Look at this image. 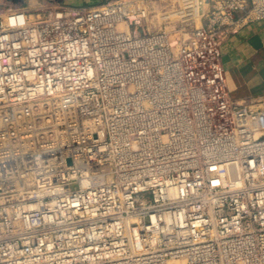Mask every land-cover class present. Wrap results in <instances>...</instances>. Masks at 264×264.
Wrapping results in <instances>:
<instances>
[{
	"label": "built area",
	"instance_id": "2783aa9c",
	"mask_svg": "<svg viewBox=\"0 0 264 264\" xmlns=\"http://www.w3.org/2000/svg\"><path fill=\"white\" fill-rule=\"evenodd\" d=\"M178 2L0 0V264H264V96L221 63L264 0Z\"/></svg>",
	"mask_w": 264,
	"mask_h": 264
},
{
	"label": "crops",
	"instance_id": "0c3cea01",
	"mask_svg": "<svg viewBox=\"0 0 264 264\" xmlns=\"http://www.w3.org/2000/svg\"><path fill=\"white\" fill-rule=\"evenodd\" d=\"M50 4L52 0H41ZM71 8H92L115 0H55ZM15 8L26 7L13 0ZM221 63L230 99L246 103L264 96V19L244 25L221 48Z\"/></svg>",
	"mask_w": 264,
	"mask_h": 264
},
{
	"label": "rangeland",
	"instance_id": "374dc122",
	"mask_svg": "<svg viewBox=\"0 0 264 264\" xmlns=\"http://www.w3.org/2000/svg\"><path fill=\"white\" fill-rule=\"evenodd\" d=\"M154 1H156L155 5L162 13L168 11H176L179 8V3H178L179 0H154ZM24 2L28 3V6H26L27 7L26 12L30 15H35L38 13L43 14L44 11H46V9L50 7V4L43 3V1L41 0H24ZM32 18L33 17H31V19ZM149 26L150 29L156 28L158 26V21L155 18H152V22L151 24H149Z\"/></svg>",
	"mask_w": 264,
	"mask_h": 264
},
{
	"label": "bare ground",
	"instance_id": "6f19581e",
	"mask_svg": "<svg viewBox=\"0 0 264 264\" xmlns=\"http://www.w3.org/2000/svg\"><path fill=\"white\" fill-rule=\"evenodd\" d=\"M179 3V2H178ZM179 14V13H176V12H170L169 15H166V16H163L161 19H170V18H173V17H176V15Z\"/></svg>",
	"mask_w": 264,
	"mask_h": 264
}]
</instances>
